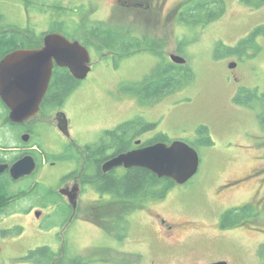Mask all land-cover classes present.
I'll return each instance as SVG.
<instances>
[{
	"label": "rangeland",
	"instance_id": "obj_1",
	"mask_svg": "<svg viewBox=\"0 0 264 264\" xmlns=\"http://www.w3.org/2000/svg\"><path fill=\"white\" fill-rule=\"evenodd\" d=\"M184 1L167 0L165 11L174 10ZM224 1L227 14L219 25L202 28L177 22L173 17L170 23L159 25L149 10L116 4L115 0H59L73 13L76 40L85 43L88 32L95 27H98L95 33L100 36L99 21H108L105 27L112 32L108 45L102 43L104 48L91 45L92 71L64 106L74 140L82 145L96 142L107 130L140 118V128L154 125L146 130L151 138L164 137L167 143L183 140L191 144L199 152L201 164L190 181L173 186L163 200L147 201L143 208L137 209L129 217L127 229L111 222L106 230V221L82 210L79 219L85 220H75L64 230L66 210L54 207L52 201L47 210L43 209L50 216L39 220L29 211L42 210L47 202H39L35 194L42 186L33 189L31 195H22L11 207L13 211H9L7 219L0 222V264H38L24 257L42 246L60 251L64 241L72 255L83 257L89 264H215L220 261L261 264L264 220L251 223L250 219L237 229H223L218 220L227 210L248 202L257 187H264V121L261 123L258 117L264 100L255 101L253 107L233 100L242 87L264 94V39L261 51L256 56H246L234 71L230 65L236 62L235 58L222 48L216 58L214 51L217 36L222 38L221 42L233 46L238 42L235 38L248 35L252 25L264 18V7L256 10L262 16L256 13L250 17L247 10L251 9L242 0ZM24 3L0 0V13H6L8 32L31 25L41 35L53 29L52 22L63 14L62 11L55 13L53 8L45 9L46 12L25 10ZM129 31L144 38L142 49L129 55L117 53V63L111 51L117 39ZM97 36L98 42L103 41ZM27 44L33 46L34 42L27 39ZM104 54L110 55L104 57ZM172 54L185 57L188 66H192L195 78L190 85L152 104H139L135 97L121 92L122 85L142 82L161 60H171ZM204 124L210 128L214 142L211 145L198 131ZM246 133L250 135L248 141ZM61 136L56 128L48 129L44 138L49 150H58L64 142ZM11 141L19 143L15 130ZM64 165L60 162L45 170L43 178L18 182L13 189H30L36 179L46 186H55L67 170ZM231 180L234 181L227 188L233 189L218 193V187ZM94 198L92 193L88 201ZM162 218L166 220L165 227ZM254 225L260 231L251 229Z\"/></svg>",
	"mask_w": 264,
	"mask_h": 264
},
{
	"label": "flooded vegetation",
	"instance_id": "obj_2",
	"mask_svg": "<svg viewBox=\"0 0 264 264\" xmlns=\"http://www.w3.org/2000/svg\"><path fill=\"white\" fill-rule=\"evenodd\" d=\"M21 1L25 2L24 3L25 10L32 8V9H38L42 12L43 11L46 12L45 9H48L47 11H49V9L53 8L52 10L55 11V13H57L56 11L58 12L62 11L63 14L60 15V18L54 19V21L52 22L53 29L46 31L41 35H37L33 31V29H31L30 24H29L30 26L27 28L18 27L22 30L18 29L17 31L23 34V35L21 34V44H20L21 46L16 49H12V48L7 49V46L10 45L7 39V33H8L9 28H7L6 13L5 12L0 13V63L2 62L3 59L7 57L8 53L15 51L17 49L42 48L45 43V37L49 33H60L64 35L65 37H67L70 41H78L73 36L76 30V27H75L76 23L74 20L73 13L70 11V7H65L64 4L59 2V0H43V2L42 0H38L37 5L35 3L36 0H21ZM28 1H31V3L30 4L27 3ZM166 1L167 0H115V3L116 4L121 3L124 6H135L139 9H143L144 11L149 10L150 15L152 14V17L157 20V23L159 25L160 24L166 25L171 22L172 17L173 18L175 17L176 19V13L179 10H181V4H180L172 11L171 10L165 11ZM254 1H258V0H253V2ZM46 2L48 4H46ZM67 5H70V4H67ZM42 6H45V7H42ZM263 7L264 5L257 6L256 4H251V5H247V8L251 9L247 11L250 17L254 16V14L256 13L262 16V14L256 10H260ZM56 17L54 16V18ZM222 19L213 20L206 25H200V27L205 28L208 25L210 26L212 25L216 27V25L218 26L219 23L221 22L220 20ZM107 23L108 21H99V27L102 28V33L100 34V36H97L95 31L98 27H95V30L93 29L92 31L88 32L89 34L87 35V39H84L85 44L87 42L93 43L95 45L100 43L99 45H101V49L104 48L102 43L108 45L112 37V32L110 31L109 27L108 28L105 27L106 25H108ZM78 26H79L78 27L79 30H81V24ZM261 26H264V18L254 23V25H252L253 30H250L248 35H246L244 38L238 37L234 39L236 42L238 41L236 45H239L241 41H244L247 38L248 39L250 38L249 40L250 46L244 48V51H243L244 53L242 52L241 55L240 53L239 55L235 54L236 51H234V48L236 47V45L232 46V45L225 44L221 42L223 41L222 38H219V36H217L216 37L217 44L215 45V51H214L215 57L217 58L219 56L220 51L217 46L221 44L222 49H224V53L227 52L233 58H235L236 62H233V63H236V66L231 67L230 65V67L232 68L233 71L236 70L239 65V62L242 61L246 56H249V57L256 56L259 53V51H261V43H262L261 41L262 39H264V35L260 34V35L251 37L254 30ZM96 36L100 37V39L103 41L98 42V40L96 39ZM27 39L34 42L33 46H30L29 44H27ZM143 39L144 38L140 37L139 34H134L132 31H129L128 33L120 36L117 39L118 41L116 43L114 50L111 51V54L116 57L117 63L119 61V59L117 58L118 57L117 53L120 52L121 54H123L122 49H125V48H126V51L134 49V52L135 51L139 52V50L142 49L141 47L139 48V46L142 44L141 42H143ZM79 42L85 47H87V49L90 52L91 45L86 46L81 41ZM115 49H117V51ZM129 54H126V55H129ZM108 55L110 54H107V55L104 54V57H107ZM120 60H124V59L122 58ZM162 61L164 60H161L160 62ZM168 61H172V59ZM90 65H91V71H92V66H93L92 57H91ZM182 65L188 66L187 59H186V62ZM59 67L60 66H58L56 63L54 64L53 74L50 80L48 90L40 104V112L33 118L25 121L24 123H13L12 122L11 117H10L11 111L9 107L7 106L5 99L0 93V222L1 220L7 219V201H10V192H11L10 189H11L12 181H15L17 184L18 182L30 180L34 177L43 178L45 170H48L50 167H56L60 162H64L65 163L64 166L67 167V170L63 173V175H61L58 178V182L55 186H48V185L46 186L45 184H41V181L38 182L36 179V182H33V186L30 188V189H36V188H41L42 186V190L35 191L36 192L35 194L38 196L37 199L39 202L43 204L47 202V204H44V207H42V210L43 209L45 210V208L47 210V207L50 201L54 203V207L56 208L62 207L64 210H66L67 216L64 222H62V226H63L62 229L64 230H66V228H68L71 225V223L74 222L75 220H85V218L79 219V212H81L82 210L84 211L83 212L84 214L94 215L95 217H98L100 220H103V221L108 220L109 216H113V215L119 216L120 218H126L125 219L126 223L122 222V224L121 225L119 224L118 226H124L125 229H127V224H128V221L130 220L129 217L136 210L131 211V213L127 215H125L122 211L118 212L119 208H121L122 205L112 206L113 204H116V202H114L116 198L114 197L113 193L108 192V191H103V190L101 191L99 189L97 185V183H99L97 180L98 179L97 177L99 176V179H101V176L103 178L104 176L110 173L113 176H120V175H124L125 173L129 172L134 167L127 168L123 165V166L114 167L111 170L105 171L103 166L108 160H110L112 157L116 155H119L120 153L129 152L134 149H138V148L150 145V144L157 143V142H154V140L156 139H153L150 137L149 131H146L147 128H140V126L133 124L126 130H123V131L121 130L119 134H115L116 136H112L113 134L110 135L112 137L108 136V139L105 138V134L108 133L110 130H107L106 132H104L105 134L103 133V135L96 142H87L83 145L77 143L72 137V133H71L72 128H71V124H70L68 117H67L68 134L64 133L59 128L58 114L61 112L66 114V112L64 111V106L67 100L69 99V97L71 96V94L73 93V91L77 88L76 87L72 91L70 88L66 90L67 92H69V95L66 97H64V95H58V93L54 94L53 88H54L55 81L58 76V75L56 76L55 71ZM188 67H190L192 71H194L191 65ZM62 68H66V67H62ZM58 73L61 74L64 72L61 71ZM4 74L5 76H4L3 84H4V89L7 90V69L4 71ZM70 74L72 76L73 81L75 80L78 81L77 85H79L81 81L85 80L89 76L88 74V76L85 79L79 80L75 78L71 72ZM235 78L238 79L236 74H235ZM240 89L236 91V94L233 98L234 102H235V97L239 93ZM135 98L139 102V99L137 97ZM246 107H249V106H246ZM53 127L56 128L58 132L62 135L61 140L64 139V142L61 144V146H59L58 150L55 151L56 153L53 152V150L51 151L48 149L46 142H45L46 138H44V135L45 133L48 132V129L53 128ZM12 130H15L16 136L19 139V143L12 144V141H11ZM210 134H211V131H210ZM248 134L249 133H246L245 135L246 137L245 139L247 141L249 140L248 137L250 136V135L247 136ZM24 135H29L28 141L23 140ZM121 135L122 136L124 135V138L122 139L121 143L122 144L125 143V144L122 149H119L118 144H116V142L118 141V137ZM113 137L115 138L113 139ZM161 138H163V140H160L158 142H165L164 141L165 138L164 137H161ZM138 141H141V142L137 143ZM101 145H104V147L100 148ZM27 155H31L35 159L36 164H37L36 169L30 175H27V176H24V177H21L15 180L11 175V166L15 162H17L19 159ZM98 174H100L101 176ZM234 180H231L228 183L221 184L218 187V193L220 192L223 193L225 191L233 189V188H230V187L227 188V187L230 186ZM22 189H23L22 193L27 196V187H24ZM62 189H69L70 191H73V189L75 190L74 192L76 196L75 206L71 203V201L69 200V197L66 194L61 192ZM92 193L95 195V198L94 200L88 201ZM252 195L253 196L250 198L248 202L238 204V206H234L233 208L251 206L252 211L250 210V212L248 213L249 217H247V221L251 219L252 220L251 223H254L253 220H264V187H262V189L260 187H257V190ZM83 205H84V208L82 209ZM88 207L89 209H87ZM126 207L129 209V203L126 205ZM91 209H94V210H91ZM42 210H33L32 208L29 212L30 213L34 212L37 216L36 218L39 220L43 218L44 216L46 217L50 216V213H47V212L45 213L44 210L43 211ZM221 218L222 216L218 220L219 226H221ZM161 223L164 225V227L166 226V220L164 218L161 219ZM237 227H240V226L238 225L230 229H234V228L237 229ZM169 228L172 229V226L170 225ZM102 229L104 230V228ZM251 229L255 231H260V227L257 225H254ZM65 249H68L66 241H64V243L62 244L61 250L57 252H61V251L64 252Z\"/></svg>",
	"mask_w": 264,
	"mask_h": 264
},
{
	"label": "trees",
	"instance_id": "obj_3",
	"mask_svg": "<svg viewBox=\"0 0 264 264\" xmlns=\"http://www.w3.org/2000/svg\"><path fill=\"white\" fill-rule=\"evenodd\" d=\"M244 3L251 5L256 4L257 6H263L264 0H242ZM227 12V4L224 0H186L183 4H181V10L176 13L177 22L187 23L195 26L206 25L213 20L221 19L225 16ZM175 16V15H174ZM21 32L13 31L7 33V39L10 45L8 48L16 49L21 45ZM93 34V33H92ZM264 35V26L258 27L254 30L251 37L256 35ZM23 35V34H22ZM250 38L241 41L239 45H236L234 51L235 54L244 51V48L250 46L249 44ZM143 43V42H141ZM85 44V43H84ZM95 45L93 43L87 42L85 44ZM247 45V46H246ZM97 49H101V45H95ZM141 46V45H140ZM139 46V48H140ZM125 47V46H124ZM219 51L221 50V44L217 46ZM136 49V48H135ZM117 51V49H115ZM123 55L134 52V49L126 51L122 49ZM233 51V52H234ZM120 53V52H119ZM244 53V52H243ZM64 72L59 74L58 72ZM57 79L55 81V85L53 88L54 94L64 95V97L69 95V88L71 91L75 89L78 85V81H73L72 76L67 68H57L56 71ZM69 73V74H68ZM71 76V77H70ZM195 78V73L192 69L186 65L177 64L172 61H162L153 72L149 76L145 78L142 82H135L121 86V92L127 95H131L133 97H137L140 103L152 104L162 100L167 95L182 89L188 85H190ZM66 91V92H65ZM264 100V94L258 93L256 89H248L246 87H242L239 93L235 97V102L242 106L253 107L255 101ZM258 117L260 122L264 121V106L260 107L258 111ZM142 123L140 118L132 119L130 121H126L120 124L113 130H110L105 134V138L108 139V136H116L115 134H119L122 130H126L131 125L140 126ZM154 125H147L145 128H153ZM210 129L208 126L201 125L199 127V133L204 137H207L208 144H213V139H211ZM110 136V137H112ZM115 137H113L114 139ZM124 135L118 137V148L122 149L125 143H121ZM163 140V138H158L154 140V142H158ZM166 141V139L164 140ZM153 142V143H154ZM167 142V141H166ZM104 145H101L100 148H103ZM100 175V174H98ZM101 176V175H100ZM98 182L97 185L99 189L102 191H108L113 193L116 200V204L114 205H122L119 208L118 212H123L125 215L131 213L133 210L141 209L145 206V203L149 200H161L164 199L168 193V190L175 186L177 183L167 177L159 178L156 174L152 173L148 169L134 167L129 172L120 176H113L111 173L99 179L97 177ZM16 182L12 181L11 189H10V201H7V214L9 211H13L11 207L21 199L23 189L14 191V186ZM33 189L27 188V195H31ZM129 203V209L126 205ZM131 207V208H130ZM252 211L251 206H245L241 208H232L224 212L221 218V227L223 229H230L238 225H243L245 221H247V217H249L248 213ZM116 213V212H115ZM114 213V214H115ZM126 218H120L119 216L113 215L109 216V219L105 222L109 227L110 223L113 222L118 225L122 224V222L126 223ZM122 229V226H119ZM108 229V228H107ZM106 229V230H107ZM60 256L59 259L57 257ZM24 259L29 261H34L38 264H89L83 257L78 255H72L69 249H65L64 252H56L49 246L38 247L34 250H31ZM264 264V260L261 262Z\"/></svg>",
	"mask_w": 264,
	"mask_h": 264
},
{
	"label": "water",
	"instance_id": "obj_4",
	"mask_svg": "<svg viewBox=\"0 0 264 264\" xmlns=\"http://www.w3.org/2000/svg\"><path fill=\"white\" fill-rule=\"evenodd\" d=\"M171 59L177 64H184L186 59L172 54ZM66 67L72 75L81 80L91 71V55L87 47L79 41H70L60 33H49L42 48L17 49L7 54L0 63V93L5 99L13 123H24L40 112V104L48 90L54 64ZM232 63L231 67H235ZM7 69V90L4 89V71ZM59 128L66 134L67 116L58 114ZM23 140L28 141L29 135ZM138 141L137 143H140ZM201 157L199 152L188 142L174 140L171 143L157 142L129 152L120 153L108 160L105 171L114 167L125 166L145 168L159 178L173 179L177 184H185L199 171ZM36 161L27 155L11 166V175L17 180L30 175L36 169ZM75 206V190L62 189ZM215 264H227L225 261Z\"/></svg>",
	"mask_w": 264,
	"mask_h": 264
}]
</instances>
